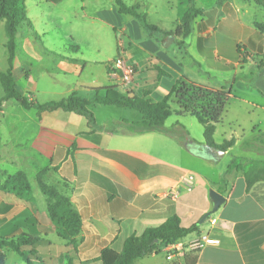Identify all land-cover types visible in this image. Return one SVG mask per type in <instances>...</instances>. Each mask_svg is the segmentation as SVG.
Listing matches in <instances>:
<instances>
[{
  "label": "crops",
  "instance_id": "0c3cea01",
  "mask_svg": "<svg viewBox=\"0 0 264 264\" xmlns=\"http://www.w3.org/2000/svg\"><path fill=\"white\" fill-rule=\"evenodd\" d=\"M113 2L25 0L27 15L36 28L43 20L57 21L59 25L64 22L70 27L82 26L92 36L99 33L96 24L100 23L102 28L118 33L122 41L130 38L123 49L128 63L135 66L132 82L125 84L111 73L109 66L118 55L117 47V54L105 66L106 77L96 78L92 72L88 82H80V91L70 90V93L91 100L96 94L109 95L118 88L122 94L132 92L158 101L178 79L185 77L204 86L224 89L230 93V99L254 107V113L264 114V34L256 27V23H264L257 20L258 15L264 19V7L247 0L210 2V7L198 8L203 14L195 21L190 37L183 39L177 35V29L190 4L187 0H167L166 9H176L178 15L175 30L164 31L171 35L162 34V42L173 36V42H178L181 49L186 48L189 61L178 62L166 55L167 50L160 45L156 33L140 30L138 20L120 13ZM134 5L148 20L149 4L138 0ZM121 16L132 17L139 26L134 21H122ZM129 26L139 30L134 39L128 34ZM2 28L5 29V23L0 21V34ZM36 28L35 32L22 29L20 39L27 31L23 48L42 59L40 49L47 52L46 46L50 45L36 43ZM72 30L68 29L71 36ZM83 42L85 48L92 46L90 40ZM76 49L80 51V47ZM87 64L93 62L60 58L55 63L63 74L79 78ZM29 77L26 76V89L22 91L18 85L17 89L29 100H35ZM89 85L91 88H87ZM155 92H160V96H155ZM101 106L106 105L92 104L89 108L96 127L75 112H40L35 108L25 109L14 100L0 110V237H31L33 244L23 250L36 253L31 257L33 264H70V260L71 264H103L98 260L103 249L110 247L122 252L129 237L158 228L177 215L183 227L198 224V231L176 242L183 244V248L172 258H168V253L173 244L134 264H187V256L189 264H264V180L248 189L244 175L253 161H264V117L254 124L250 134L241 138L226 133V140L234 138L235 144L216 160L210 155L204 158L192 153L190 144L194 141L203 147L206 144L203 134L200 138L194 136L190 126L181 120L189 115L173 113L177 118L174 125L184 123L190 131L184 126L186 134L177 139L159 131L138 130L134 124L141 123L143 117L135 110L107 106L115 108L110 115L109 111L98 109ZM105 111L107 116L101 115ZM217 129L218 125L215 134ZM226 158L231 166L219 167ZM46 167L57 169L48 176L50 181L68 184L66 190L80 214L82 231L77 252L58 237L46 212V199L36 182L37 174ZM18 172H24L33 186L32 201L2 188L5 179ZM186 174L195 177L191 192L181 185ZM173 189L179 192L176 198L168 194ZM211 189L226 201L201 224L203 216L213 208ZM212 218L217 219L215 225L210 224ZM203 234L220 243L200 250L188 247ZM1 251L6 255L5 264H26L18 253L10 249Z\"/></svg>",
  "mask_w": 264,
  "mask_h": 264
},
{
  "label": "trees",
  "instance_id": "16d2710c",
  "mask_svg": "<svg viewBox=\"0 0 264 264\" xmlns=\"http://www.w3.org/2000/svg\"><path fill=\"white\" fill-rule=\"evenodd\" d=\"M190 4L177 29V35L187 39L193 33L194 23L203 14L201 9L195 7L196 0H187ZM256 6L264 7V0H247ZM119 12L136 18L142 28L151 32L160 30L148 23L146 14L140 13L136 5L128 6L125 0H115ZM0 21L5 23L8 69L0 70V110L5 104L14 100L25 109H38L40 112H53L63 110L75 112L85 116L89 125L96 127L93 112L89 109L92 104L115 106L135 110L143 117L141 123L134 124L140 131H159L172 138H182L186 134L184 126L178 124L172 129L165 127V122L173 114L193 116L203 128L204 143L210 147H216L227 151L235 144V139L225 140L217 144L214 139L216 127L223 121L230 101V93L224 89H215L198 84L185 77L178 79L170 92L161 100L153 101L147 96H139L129 92L119 94L116 97L109 95L96 96L88 100L72 94L59 101H50L41 104L35 100H29L17 89L16 81L12 75L13 62L19 47L21 30L24 28L35 32L33 24L27 15L25 0H0ZM256 27L264 34V23H256ZM165 35H171L164 33ZM183 44V43H182ZM175 102L178 109H172L171 103ZM249 145V144H248ZM192 153L196 156L207 158L208 153L203 145L194 141L190 144ZM57 171L52 167H46L36 176L37 187L46 199V212L54 224L59 238L66 244L73 246L78 251L79 238L82 231V220L79 212L71 201L66 188L67 183L63 181H50L48 176ZM247 188L259 180H264V161H253L244 173ZM2 188L19 198L33 200V186L24 172H18L5 179ZM209 219V218H208ZM199 225L195 224L189 228L181 225L177 215L170 217L158 228L147 229L140 236L129 237L124 244L122 252L107 247L102 250L98 260L103 264H134L138 259L159 251L161 248L174 244L186 238L189 234L198 231ZM33 244V239L22 235L17 239H6L0 237V264H5L6 255L1 251L10 249L18 253L26 264H33L31 257L36 253L23 250L25 246ZM189 264V256L186 257ZM71 264V260H70Z\"/></svg>",
  "mask_w": 264,
  "mask_h": 264
},
{
  "label": "rangeland",
  "instance_id": "374dc122",
  "mask_svg": "<svg viewBox=\"0 0 264 264\" xmlns=\"http://www.w3.org/2000/svg\"><path fill=\"white\" fill-rule=\"evenodd\" d=\"M144 1L149 4L148 6H150L147 11L148 23L156 26L160 30V32H151L144 30L141 24L140 26L142 29H139L143 30L146 34L156 33V37L158 38L160 45H163V47L166 48V55H168L169 57L172 56L174 59H177L178 62L189 61L187 56H185L186 53L184 49L186 48L181 49L179 47L178 42H173V36H171L170 39L167 38L165 42H162V34L164 31L173 29L175 30V20L176 16L178 15L175 11L176 9L172 11L166 9L169 6L166 5L167 0ZM215 1L216 0H196L195 7L208 8L211 6V3ZM103 2L105 3L106 0H103ZM125 2L128 5H134L136 4V2H138V0H125ZM113 3L117 9L115 1ZM181 14L182 13H180L179 16H181ZM121 20L134 21L139 26L138 22L130 16H121ZM257 20L263 21L264 19L261 15H258ZM33 26L36 28L35 24ZM96 26L97 28L99 27V33L97 35L91 36L87 35L86 32L82 30V26H78L76 24H73L70 27L69 25H65L64 22H61L59 25L57 21L53 22L43 20L41 23H39V26L36 28V35L38 38L36 43L40 45V42H43L50 46H46L47 49L45 51L47 52H44V49L42 48L41 49L43 51H41L40 49L39 54L43 56L42 59L35 56L32 52H28L26 48H23L24 45H26L27 38L25 37L28 32H31L25 31V39H20L19 48L15 56L12 69V75L19 88L22 91L26 89L28 85V80L26 76H30L29 82H31L33 86V89H31L30 91L31 94L33 95L34 99L39 103H46L50 101H59L61 99L67 98L72 94L70 93L72 92L70 90L80 91V82H88L91 79L92 72L93 74H95L94 77L96 78L103 79L104 77H106L107 73L105 70V66L107 64V61L115 57L119 44L127 47L130 38L128 39L127 37L123 41H120V35L114 32L113 29H109L106 27L102 28V25L100 23H97ZM68 29H73L72 31L74 35L71 36L68 32ZM138 31V28L136 29L135 26H129L128 34L132 39H134L136 38ZM0 39V70L5 71L8 69V61L7 51L4 46L7 40L4 28H2L1 30ZM83 39L90 40L92 46L85 48L83 46ZM187 41L188 40H186V42ZM166 43L169 44L168 47H166ZM183 45L184 44H182V46ZM76 46L80 47L79 52L77 51L78 49H76ZM190 53L192 54V51ZM60 58H65L68 60L71 59L73 61H75L76 59L88 62L92 61L93 64L86 65V69L81 78L73 77L72 75L63 74L57 68L55 63ZM69 83L72 84L68 85ZM87 88H91L90 85L87 86ZM236 89L237 87L235 86L234 90ZM119 94H122V92L117 88L111 90L109 96L116 97ZM155 96H160V92H155ZM171 106L173 111L178 109V105L175 102H172ZM98 109H104L106 111H109V114L111 115L112 109L115 108L101 106V108ZM106 111L101 113V115L107 116ZM254 112H256V110H254V107L248 104H244L237 99L231 98L227 106V112L224 115L223 122L218 124V129L215 134V142L217 144H222L226 140V133H233L237 138H241L247 134H250L254 124H257L260 118L262 119L264 117V114L262 112L258 114ZM174 114L168 119L167 122H165V127L167 129H172L175 126L174 124L177 118ZM181 120L184 121L188 126H190L191 134H194V136H197L199 138L202 136V126L193 116L189 115L185 118H182ZM181 124H183V126H185L186 129L189 131V128L184 123ZM230 124L233 125L232 129L230 128ZM248 143H250V141ZM182 161L185 162L186 159L182 158ZM228 162V158L222 160L219 167L221 166L222 168H225V166L227 165L231 166Z\"/></svg>",
  "mask_w": 264,
  "mask_h": 264
},
{
  "label": "built area",
  "instance_id": "2783aa9c",
  "mask_svg": "<svg viewBox=\"0 0 264 264\" xmlns=\"http://www.w3.org/2000/svg\"><path fill=\"white\" fill-rule=\"evenodd\" d=\"M120 41H122V37L119 38ZM118 56L111 62L110 68L111 73L114 75L119 76L122 81L127 84L134 80L136 70L135 66L128 63L127 59L124 57V49L123 45L118 46ZM181 185L183 186L184 190L187 192H191L195 185V177L192 174H186L182 181ZM169 195H172L174 198H176L179 194L178 190L173 189L169 193ZM217 222L216 218L210 219V224L215 225ZM220 243V240L211 237L209 234H203L199 238L195 239L194 241L190 242L188 244V247L192 248L193 250H200L206 245H217ZM172 245V244H170ZM183 248V244H177L174 243L173 247L170 248L168 253V258H172L173 255L176 253V251H179Z\"/></svg>",
  "mask_w": 264,
  "mask_h": 264
},
{
  "label": "water",
  "instance_id": "95a60500",
  "mask_svg": "<svg viewBox=\"0 0 264 264\" xmlns=\"http://www.w3.org/2000/svg\"><path fill=\"white\" fill-rule=\"evenodd\" d=\"M168 38L170 39L171 37H168ZM168 45L169 44L166 43V47H168ZM203 148L208 153V155H210L213 159H216V160H220L223 157L224 152H225V151L220 150V149H218L216 147H210V146H207V145H205ZM209 197H210V200H211V202L213 204V208L203 216V218H202V220L200 222L201 224L204 223L214 213H216L219 210V208L226 201V198L223 195H221L220 193H218L214 189H211L209 191Z\"/></svg>",
  "mask_w": 264,
  "mask_h": 264
}]
</instances>
